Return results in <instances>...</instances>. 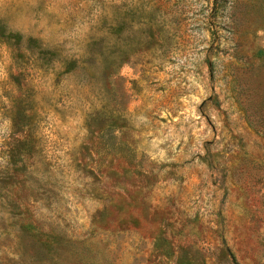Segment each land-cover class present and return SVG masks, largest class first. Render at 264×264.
Returning a JSON list of instances; mask_svg holds the SVG:
<instances>
[{
  "label": "rangeland",
  "instance_id": "1",
  "mask_svg": "<svg viewBox=\"0 0 264 264\" xmlns=\"http://www.w3.org/2000/svg\"><path fill=\"white\" fill-rule=\"evenodd\" d=\"M0 264H264V0H0Z\"/></svg>",
  "mask_w": 264,
  "mask_h": 264
}]
</instances>
